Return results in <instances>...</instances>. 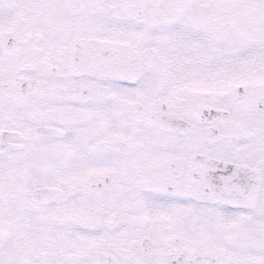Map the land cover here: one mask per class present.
<instances>
[{"label":"snow or ice","instance_id":"1","mask_svg":"<svg viewBox=\"0 0 264 264\" xmlns=\"http://www.w3.org/2000/svg\"><path fill=\"white\" fill-rule=\"evenodd\" d=\"M0 264H264V0H0Z\"/></svg>","mask_w":264,"mask_h":264}]
</instances>
